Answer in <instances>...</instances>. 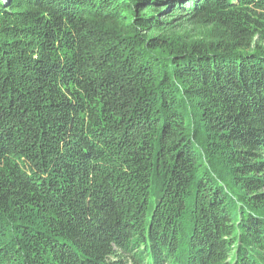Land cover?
Instances as JSON below:
<instances>
[{
  "label": "trees",
  "instance_id": "1",
  "mask_svg": "<svg viewBox=\"0 0 264 264\" xmlns=\"http://www.w3.org/2000/svg\"><path fill=\"white\" fill-rule=\"evenodd\" d=\"M0 264H264V0H0Z\"/></svg>",
  "mask_w": 264,
  "mask_h": 264
}]
</instances>
